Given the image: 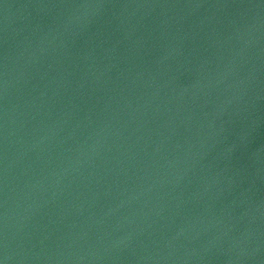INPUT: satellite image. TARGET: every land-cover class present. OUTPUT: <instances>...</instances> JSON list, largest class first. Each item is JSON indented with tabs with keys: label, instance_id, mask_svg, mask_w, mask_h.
Returning a JSON list of instances; mask_svg holds the SVG:
<instances>
[{
	"label": "water",
	"instance_id": "1",
	"mask_svg": "<svg viewBox=\"0 0 264 264\" xmlns=\"http://www.w3.org/2000/svg\"><path fill=\"white\" fill-rule=\"evenodd\" d=\"M0 264H264V0H0Z\"/></svg>",
	"mask_w": 264,
	"mask_h": 264
}]
</instances>
